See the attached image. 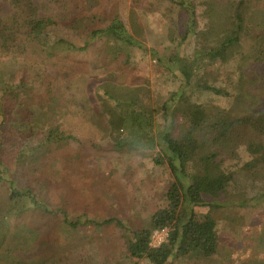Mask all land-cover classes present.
Listing matches in <instances>:
<instances>
[{"label":"trees","instance_id":"trees-1","mask_svg":"<svg viewBox=\"0 0 264 264\" xmlns=\"http://www.w3.org/2000/svg\"><path fill=\"white\" fill-rule=\"evenodd\" d=\"M50 1L63 9L55 17L41 14L34 0H10L12 13L0 14V223L10 224L17 235L25 217L46 212L77 231L119 228L134 260L213 259L222 245L217 219H198L196 206L264 210V0H97V8L91 0H75L69 12V0ZM210 1L217 6L212 16L204 14ZM150 16L156 17V27ZM168 20L176 21L182 43H192L190 57L171 49L164 30ZM148 54L158 60L156 69L164 63L162 72L173 76L172 89L152 91L148 82L123 80L149 62ZM185 57L194 64L205 62L206 74L192 63L181 65ZM96 58L101 64H95ZM45 63L87 64L86 73L69 88L77 97L72 109L40 70ZM227 65L222 77L221 67ZM88 75L93 78L87 85L83 78ZM221 77L225 87L216 84ZM92 99L99 110L87 108ZM227 106L239 114L224 127L220 118ZM69 112L79 114L115 148L132 143L153 149L154 162L168 165L172 178L165 204L147 224L134 229L116 216L71 218L43 195L48 179L29 173L46 163L51 150L57 156L56 150L79 141L63 128L61 119ZM241 145L248 151L245 160L238 152ZM163 228L169 231L167 239L153 246V232Z\"/></svg>","mask_w":264,"mask_h":264},{"label":"rangeland","instance_id":"rangeland-1","mask_svg":"<svg viewBox=\"0 0 264 264\" xmlns=\"http://www.w3.org/2000/svg\"><path fill=\"white\" fill-rule=\"evenodd\" d=\"M34 1L39 6L41 14L55 17L63 11L56 2ZM73 1L75 2L69 0L65 3L66 12L71 10ZM43 2L52 8L45 7ZM90 3L96 6L95 8L100 5L97 0H94V5L92 0ZM109 4L106 1L104 3L111 11ZM102 7L103 10L106 9ZM129 7L128 5V9ZM13 10L10 0H0V14L7 16ZM216 11L215 2L210 1L204 14L212 16ZM155 18L150 16L149 19L153 27L158 25ZM203 21L200 22L204 23ZM175 22L168 20L164 27L171 49L178 51L180 56L190 57L193 54L192 43H182ZM209 28L210 26L206 27ZM151 42L149 38L146 44L149 45ZM159 46L164 47L163 44ZM188 57L181 58L180 64L192 63L206 74L205 62L198 59L194 64ZM81 58L87 61L90 59L88 54H83ZM148 59L149 62H144L143 67L128 71L123 80L132 84L148 82L152 91L158 89L165 92L172 89L175 79L171 74L162 72L164 63L160 67L158 65L159 69H156L153 64H157L158 60H153L152 54H148ZM101 62V58L95 59L96 65ZM229 66L221 67L222 77H225L231 67ZM212 68L216 67H208ZM40 70L45 77L52 80L55 91L62 92L63 100L67 101L68 107L72 109L77 97L69 88L74 86L80 75L86 73L87 64L61 67L45 63L41 65ZM222 77L216 84L225 87ZM85 78L88 85L93 77L90 75L84 77V82ZM79 83L81 84L80 81ZM88 97L91 98L89 92ZM216 103L223 105L224 101L217 100ZM87 108L99 110L97 101L90 100ZM227 109L228 111L220 118L224 127L239 114L229 107ZM246 113L241 116H247ZM157 118L162 121L161 116ZM61 120L64 122L63 128L66 133L76 135L79 141L63 146L61 151L56 150L57 156L51 150L46 163L32 171V174L29 173L35 179H48V187L42 192L43 195L50 197L48 199L52 201V207L65 209L71 218L88 215L101 220L116 216L134 229L147 224L150 216L165 204L163 194L172 178L168 165L154 162L153 149L132 143L115 148L114 142L107 140L100 131H95L84 124L79 114L69 112ZM238 152L244 160L247 159L248 151L245 145H241ZM234 195H230L227 200L234 199ZM256 203L257 200L251 202L252 205ZM194 210L198 219L207 216L217 219L221 248L213 259L189 263L185 259L172 258L174 264H264V210L261 206L255 205L250 208L233 206L223 212L222 209L216 211L214 205H203L196 206ZM224 215H230V218ZM57 217L60 218L46 212L25 217L17 235L16 232L12 233L16 229L10 224L5 221L0 223V264H150L147 260H134L129 256L126 238L119 228L106 226L100 230H88L90 227H85L77 231L59 221Z\"/></svg>","mask_w":264,"mask_h":264},{"label":"built area","instance_id":"built-area-1","mask_svg":"<svg viewBox=\"0 0 264 264\" xmlns=\"http://www.w3.org/2000/svg\"><path fill=\"white\" fill-rule=\"evenodd\" d=\"M168 235H169V231H168L167 228L155 230L153 232V235H152V242H151V244L153 246L160 245L161 243H163L167 239Z\"/></svg>","mask_w":264,"mask_h":264}]
</instances>
